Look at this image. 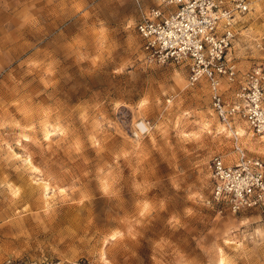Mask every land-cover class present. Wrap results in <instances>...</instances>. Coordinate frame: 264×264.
I'll return each mask as SVG.
<instances>
[{"label":"rangeland","instance_id":"rangeland-1","mask_svg":"<svg viewBox=\"0 0 264 264\" xmlns=\"http://www.w3.org/2000/svg\"><path fill=\"white\" fill-rule=\"evenodd\" d=\"M231 50L261 61L264 0ZM155 0H0V264H264V212L208 204L234 140L186 65H151L136 33ZM236 132L264 162V135Z\"/></svg>","mask_w":264,"mask_h":264},{"label":"built area","instance_id":"built-area-1","mask_svg":"<svg viewBox=\"0 0 264 264\" xmlns=\"http://www.w3.org/2000/svg\"><path fill=\"white\" fill-rule=\"evenodd\" d=\"M250 11L248 0H155L139 10L135 29L151 65H186L191 86L206 85L211 111L234 140L236 161L210 160V197L217 213L264 212V162L238 144L240 124L264 135V34L253 48L261 61L245 72L233 60L239 19ZM1 264H89L87 261L7 259Z\"/></svg>","mask_w":264,"mask_h":264}]
</instances>
